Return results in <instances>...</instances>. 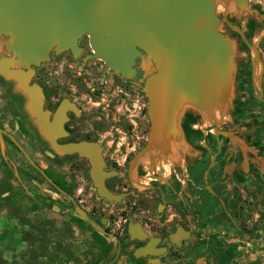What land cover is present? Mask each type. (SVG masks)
<instances>
[{
  "label": "flooded vegetation",
  "instance_id": "af4514ba",
  "mask_svg": "<svg viewBox=\"0 0 264 264\" xmlns=\"http://www.w3.org/2000/svg\"><path fill=\"white\" fill-rule=\"evenodd\" d=\"M215 11L219 32L233 43V103L245 104L263 120L264 0H216ZM6 40L0 34V58L9 56ZM76 50L53 47L47 60L31 66L28 83L41 102L43 121L27 94L0 74V220L13 225L10 239L24 244L0 246L3 264H36L39 257L52 264L59 253L70 257L62 238L74 233L97 246L94 260L118 248L117 257L105 264H120L118 257L123 264H264V211L256 218L244 213L250 206L246 196L220 207L212 215L214 233L204 232L193 228L190 205L179 198L182 185H194L185 177L176 183L182 169L172 167L166 183L147 166L130 169L150 129L143 71L137 69L132 78L116 74L92 56L87 35L77 40ZM251 123L244 124L247 130ZM89 157L98 158L100 183L122 195L120 202L98 195ZM133 185H143L138 197L132 196ZM260 189L246 195L255 198ZM34 196L61 212V221L41 214ZM152 203L164 204L170 214H149ZM40 223L43 236L35 238ZM178 228L188 233L186 239Z\"/></svg>",
  "mask_w": 264,
  "mask_h": 264
},
{
  "label": "water",
  "instance_id": "95a60500",
  "mask_svg": "<svg viewBox=\"0 0 264 264\" xmlns=\"http://www.w3.org/2000/svg\"><path fill=\"white\" fill-rule=\"evenodd\" d=\"M215 2L0 0V34L7 37L9 54L0 58V74L27 94L43 121L41 102L28 83L31 66L47 60L53 47L77 54V40L87 35L92 56L116 74L132 78L137 69L143 71L150 129L146 145L132 159L130 169L147 166L152 175L165 164L183 170L197 161L202 149L189 140L186 115L193 113L213 125L217 141L219 136L232 135L221 131V124L230 115L238 116L232 100L233 43L218 30ZM250 48L256 59L255 46ZM214 157L203 175L209 190L207 175ZM89 158L98 195L120 202L122 195L100 183L98 158ZM156 179L167 182L163 177ZM77 213L87 219L81 210ZM177 232L182 239L188 236L182 228Z\"/></svg>",
  "mask_w": 264,
  "mask_h": 264
},
{
  "label": "crops",
  "instance_id": "0c3cea01",
  "mask_svg": "<svg viewBox=\"0 0 264 264\" xmlns=\"http://www.w3.org/2000/svg\"><path fill=\"white\" fill-rule=\"evenodd\" d=\"M246 128L243 125L238 133L220 136L218 141L208 138L205 148L199 149V156L207 154L210 160L215 156L207 175L211 190L205 184V192L202 193L199 183L192 185L193 191L188 195L179 192V198L190 205L187 217L193 228L215 231L217 225L213 223L212 215L220 213L223 205L234 206L240 198H245L246 191L252 193L256 186L263 190L256 194V198L259 195L260 204H264V139ZM195 138H198L195 142H201V136L196 135ZM221 230L227 231V227H221Z\"/></svg>",
  "mask_w": 264,
  "mask_h": 264
},
{
  "label": "rangeland",
  "instance_id": "374dc122",
  "mask_svg": "<svg viewBox=\"0 0 264 264\" xmlns=\"http://www.w3.org/2000/svg\"><path fill=\"white\" fill-rule=\"evenodd\" d=\"M252 102V100H249ZM256 105L255 102H252V105ZM244 107H238L235 106V111L234 113L237 114L238 116L235 118V116H229L230 119L225 122H223L220 126L221 131H227L232 134L238 133L241 130V127L246 124L247 120L251 119V127L250 131H253L252 133L262 139H264V119L262 120L261 118L257 117V114L251 112L249 109H245V104H243ZM237 126L236 128H234ZM185 128L187 131V134L189 135V140L190 142L195 145L197 148H202L204 149L205 146L207 145V139H215V133L213 132V125L210 123L203 122L197 115L190 113L186 115L185 119ZM196 135L201 136V142L200 140H196L198 138H195ZM221 137L219 136L218 140ZM213 141V146L214 145ZM209 160L210 157L205 154L201 155L197 161L195 162H189L186 167L181 171V175L178 174V178L175 179L176 183H178L179 180H183L185 177V180L189 178L191 183L199 184L201 185L202 189L201 192H205V183L203 180V175L205 170L207 169L209 165ZM172 169L171 165H159L157 170L155 172L159 173L161 177L167 178L169 176V173ZM184 184V183H183ZM193 186L192 185H182V188L179 191H182L183 193H186L188 195V192H192L193 190L191 189ZM142 191L140 185L136 187H132L131 193L133 194V197H138L139 192ZM164 194L166 193L163 192ZM38 195V193H37ZM156 198V197H154ZM256 198V196H255ZM252 195H246V203H249L250 206L246 207L247 212L245 211L244 213H248V216H252L253 218H256L254 215L258 214L259 211L263 210V206L260 204L261 200L259 199L260 196L258 195V198L255 199ZM34 200L38 201L41 204V207L43 208L41 211V214L44 213L46 215H52L54 216L58 221H61V212H56V211H50L49 206L45 204V200L39 196H34ZM256 200V201H255ZM256 204V205H255ZM59 205H56L55 208H58ZM148 213L153 214L156 218L160 217H165V215H169L170 211L165 210V205L164 204H154L152 203L151 205L148 206ZM60 215V216H58ZM78 216V215H77ZM11 231H13V225L7 224L4 222V220H0V246H16V247H23V243L21 241L12 240L10 239L11 237ZM107 241H110L109 238H104ZM63 243H64V249L67 250L69 253H71L70 257H66L62 255V253H59L56 258H55V263L52 264H105L111 261V258L113 256L117 257L118 255V248H114L111 252L107 254L106 257L101 258V259H96L97 256V249L96 245L93 243L91 238L85 237L83 235L74 233L71 236H67L62 238ZM115 241V240H114ZM32 249L35 251H39V246L33 245ZM72 256V257H71ZM118 261L120 264H123V259H119V257L115 260ZM36 264H46L44 258H38L35 262Z\"/></svg>",
  "mask_w": 264,
  "mask_h": 264
},
{
  "label": "trees",
  "instance_id": "16d2710c",
  "mask_svg": "<svg viewBox=\"0 0 264 264\" xmlns=\"http://www.w3.org/2000/svg\"><path fill=\"white\" fill-rule=\"evenodd\" d=\"M35 228H36L35 229V232H36L35 238H40L41 236H43L42 232L44 230V223L38 224ZM3 263H4V261L0 258V264H3Z\"/></svg>",
  "mask_w": 264,
  "mask_h": 264
}]
</instances>
